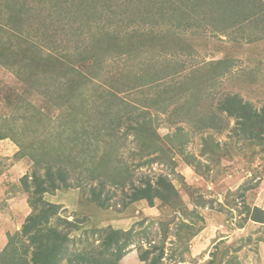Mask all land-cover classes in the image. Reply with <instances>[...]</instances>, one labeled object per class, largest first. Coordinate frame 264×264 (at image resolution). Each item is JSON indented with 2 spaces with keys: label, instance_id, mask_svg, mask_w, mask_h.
Wrapping results in <instances>:
<instances>
[{
  "label": "rangeland",
  "instance_id": "rangeland-1",
  "mask_svg": "<svg viewBox=\"0 0 264 264\" xmlns=\"http://www.w3.org/2000/svg\"><path fill=\"white\" fill-rule=\"evenodd\" d=\"M230 96L264 108V0H0V234L22 232L34 174L48 185L49 171L69 253L100 246L120 216L124 256L157 246L162 264H264V224L248 216L264 209V151L235 133ZM128 169L134 184L169 174L196 214L129 203V177L113 183Z\"/></svg>",
  "mask_w": 264,
  "mask_h": 264
},
{
  "label": "trees",
  "instance_id": "trees-1",
  "mask_svg": "<svg viewBox=\"0 0 264 264\" xmlns=\"http://www.w3.org/2000/svg\"><path fill=\"white\" fill-rule=\"evenodd\" d=\"M233 1L241 3L243 0ZM219 8L222 12L215 11L218 17L225 16V13L227 14L229 11L234 17L235 11L232 10V7L223 8L224 10H222V7ZM254 9H256V7H254ZM254 9L252 7L251 13L254 12L255 14L257 13L256 11H259H255ZM241 10L244 12L243 8H241ZM249 15L250 14H247V17ZM214 16L215 14L211 13L209 21H214ZM233 17L231 19H233ZM231 19L228 18V21L230 22ZM234 23L235 21L226 24L227 27H230L233 26ZM221 109L225 110L230 116L237 119L236 121L238 126L235 131L236 134L239 136L243 135L250 139V142L253 145L259 146L262 151H264V108L261 111H258L250 103L243 102L240 97L230 96L222 104ZM8 137L9 136L7 135H0V139ZM149 138L150 135L148 136V140ZM214 146H216L217 149L220 147L218 144H214ZM203 153H206V150ZM19 155H21V153ZM218 155H225V153L220 150ZM210 159L217 162L220 160V157L217 158L214 154H211ZM209 165L211 164L209 163L207 165L208 168L210 167ZM193 166L196 167V171L199 172V174L203 176L207 175L206 172L202 170L200 161L199 168L197 165ZM129 171V169L126 171V176L120 177L118 175L119 178H116L117 180H113L114 184L124 186L125 180L122 179L129 177V182L132 183V192L128 199L129 203H133L138 200H147L149 205L153 206L155 199L158 198L174 210H182L184 215L187 217L196 214L197 208L190 210L186 206L178 191L176 183L171 179L169 174L159 173L154 177L146 174L143 176L142 182L134 184L133 180H131L132 174ZM47 176L49 179L48 185L46 184L44 178L34 174L32 182L35 185V189L28 199V202L33 210L26 218L22 232L14 236L11 235L6 247L2 250L0 249V264H62L63 260H67L69 264H119L126 250H128V248L133 244V231L116 230L109 226V229H106L105 236H103L100 241V246H96L93 249L91 244L89 249L86 248L82 252L74 251L69 253V245L73 242L69 236L70 233L62 232L58 225L52 226L50 224L52 217L57 214L58 206L55 204H46L43 195L50 190H57L59 185L56 184V179L51 172L48 171ZM59 178L61 181L65 180L62 172H59ZM101 182L103 184L104 180ZM22 183L23 188L26 191H30L26 176L22 178ZM245 187V189H248V186ZM93 193L94 196H96L95 198L98 199L97 192L94 191ZM206 203L207 201L204 199V196L201 195L199 199L195 201V206H204ZM248 213L251 220L264 224V209L256 206L252 210H249ZM66 223L68 225H73L68 220ZM186 223L187 222H184L183 226L187 228L192 227L191 224ZM21 237H25V239L29 241V246L32 245L33 247L30 257L27 255L29 247H27V244H24V240L21 239ZM18 242H21V245L26 247L21 249L22 246L19 247L17 244ZM156 247L157 246H153L152 248L144 249L143 252L139 254L140 259L145 261L146 264H162L161 259L164 254L163 249L159 250L158 254L151 256L154 250H157Z\"/></svg>",
  "mask_w": 264,
  "mask_h": 264
},
{
  "label": "crops",
  "instance_id": "crops-1",
  "mask_svg": "<svg viewBox=\"0 0 264 264\" xmlns=\"http://www.w3.org/2000/svg\"><path fill=\"white\" fill-rule=\"evenodd\" d=\"M10 141L9 139H7V138H4V139H0V142H2V143H5V141ZM11 142V141H10ZM7 147H8V152H10L11 151V148L10 147H13L12 145H10L9 144V142L7 143ZM28 202L25 200V201H23V202H21V204L20 205H18V207L20 208L19 210H17V211H19V212H21V211H23V210H27V208H28V204H27ZM136 203V202H135ZM1 214V213H0ZM1 217V216H0ZM115 216H113V218L111 219L112 220V222L111 223H113V226H115V224H114V222L115 221H117V222H119V221H121L120 220V216H117V217H115ZM119 217V218H118ZM123 220V219H122ZM122 222V221H121ZM110 223V224H111ZM1 225V224H0ZM4 225V224H3ZM112 226V227H113ZM2 226H0V228H1ZM5 238H4V236H2L1 234H0V247L2 248L3 246H6L7 245V243L8 242H6L5 240H4ZM0 248V249H1ZM135 249V248H134ZM132 250V251H130L129 252V254H127V255H125L122 259H121V264H146L144 261H142V260H140V258H139V256H138V251H136V250ZM62 264H68V261L67 260H64V262L62 263Z\"/></svg>",
  "mask_w": 264,
  "mask_h": 264
}]
</instances>
